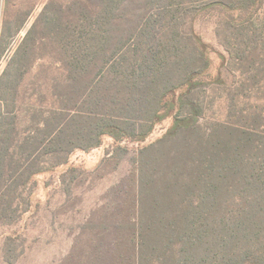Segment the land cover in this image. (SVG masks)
Listing matches in <instances>:
<instances>
[{"label":"rangeland","instance_id":"obj_1","mask_svg":"<svg viewBox=\"0 0 264 264\" xmlns=\"http://www.w3.org/2000/svg\"><path fill=\"white\" fill-rule=\"evenodd\" d=\"M211 1L155 0L150 13L151 24L132 37L128 32L145 16L147 0L129 1L121 18L111 28L112 39L106 50L100 51L104 44L102 37H106L103 20L91 12L92 25L89 26V16L79 23V18L84 17L83 10H94L91 5L84 8L85 0H0V38L5 34L0 79L24 42H27L24 49L30 52L28 59L32 60V68L19 83L17 111L19 142L28 143L30 138L35 145L32 148L22 145L19 154L28 155L32 149L35 164L44 163L50 167L35 178L37 184L33 187L23 188L17 180L4 188L0 201V264H131L134 252L131 244L128 246L125 241L133 237L130 222L140 219L136 204L140 190L145 186L143 193L147 191L148 194L150 188L140 185V167L152 162L156 155L154 151L152 157L144 155L142 150L163 139L173 121L169 118L157 124L144 142H116L105 136L97 148L77 149L91 141L94 122L87 114L97 109L92 99L111 96L114 83L115 89H119L114 82L116 79L108 74L109 69L104 73L100 70L103 62L117 53L123 41L131 46L130 60L134 59L138 70V74L131 77L132 82L140 84L133 89L134 100L140 96L148 101L153 96L151 87L146 88L147 81L155 79L158 85L169 82L177 85L175 79L168 80L170 74L166 71L181 61L178 56L181 50L193 53L189 31L192 8H200ZM146 7L148 10L149 6ZM217 13L203 11L192 22L208 44L232 58V75L224 72L227 85L202 87L189 96L204 107L200 123L208 131L220 122L254 123L253 119L247 120L250 116L243 119L242 115L261 112L264 108V68L261 73L248 72L264 58V50L258 47L247 58L246 42L241 35L233 36L232 29L225 28L224 24L218 26ZM80 29L94 33L89 38L86 34L78 36L80 40L73 45L75 40L70 42L71 35L74 30L78 35ZM88 48L95 53L87 56L91 61L84 58ZM71 56L76 61H71ZM212 59L211 72L216 76L220 60L216 54H212ZM117 60L115 57L113 63ZM77 61L81 63L74 68L72 62L76 66ZM83 62L87 66L85 71ZM189 68L190 62L179 70L185 76ZM72 70L77 76H71ZM140 71L143 72L141 77ZM93 80L97 87L91 89ZM7 89L6 83L0 86V98L6 99L3 107L9 112L14 96ZM91 95L94 98L90 99ZM116 97L121 98L119 91ZM184 111L186 114L187 109ZM125 116L121 120L138 131L143 123L142 114L135 112ZM74 122L80 123L79 127ZM55 126L61 127L63 134H54L57 140L53 138L56 141L44 147L42 140L52 134ZM73 147L76 148L69 152ZM165 157L163 161L161 156L157 179L165 174V162H168ZM21 173L22 170L18 171L15 178ZM20 201L25 211L22 216L19 214ZM7 215L10 220L6 219Z\"/></svg>","mask_w":264,"mask_h":264},{"label":"trees","instance_id":"obj_2","mask_svg":"<svg viewBox=\"0 0 264 264\" xmlns=\"http://www.w3.org/2000/svg\"><path fill=\"white\" fill-rule=\"evenodd\" d=\"M129 1L134 0H85L84 8L88 9L91 5L94 10H83L84 17L79 18V23L89 16V26L92 25L91 12L100 16L104 25L103 34H106V37H102L104 44L100 51L106 50V45L112 39L111 28L121 18V12ZM154 2L150 0L149 3L147 0L144 5L145 16L138 21L133 31L128 32L129 37L151 24L153 17L150 13ZM146 6H149L148 10ZM206 10L218 12V26L224 24L225 28L232 29L233 36L241 35L246 42L247 58L258 47L264 50V0H212L205 6L192 8L191 21L195 22L196 17ZM157 22L158 19L153 24ZM192 22L189 31L194 45L193 53L179 50L181 61H176L178 63L175 66L172 64L173 68L166 71L167 75L170 74L168 80L175 79L177 85H172V82L158 85L155 79L147 81L146 88L151 87L153 90V96L148 101L142 100L140 96L137 100L133 98V89L140 84L132 82L131 77L136 76L138 70L134 59L130 60L131 46L122 41L117 53L107 58L100 70L104 73L109 69L108 74L116 79L114 82L119 85V89H115L114 83L115 90L112 88L111 96L92 99L99 111L94 109L87 114L93 117L91 120L94 122L91 124V141L89 145L77 149L89 151L97 148L105 136L116 142H144L157 124L171 118L173 124L165 137L142 150L144 155L152 157V151L156 155L152 157V162L140 167V185L150 188L148 194L146 191L148 197L143 193L145 186L140 190L136 202L140 219L136 223L130 222V235L133 237L125 241L128 246L131 244L134 252L131 264H264V108L261 112L242 115L243 119L250 116L247 120L253 119L254 123L220 122L214 124L210 131L201 126L204 107L189 96L202 87L227 85L224 72L232 75V58L208 44ZM93 33H85L80 29L77 35L74 30L70 42L75 40V45L84 34L89 38ZM4 40L5 34L2 33L0 58ZM26 43L15 52L0 79V86L6 83L7 90L14 96L11 103L13 107L9 112L3 107L6 99L0 98V201L4 188L10 183L20 180L21 187H33L37 184L35 178L50 170L44 163L35 164L32 149L28 155L19 154L22 145L28 144L31 148L35 145V141L30 138L28 143L19 142L17 93L20 80L32 68V60L28 59L30 52L24 49ZM88 51L84 58L91 61L87 56L95 53L90 49ZM212 54H216L220 60L216 76L211 72L214 63ZM115 57L118 60L113 63ZM23 60L25 64L22 65ZM71 61L76 60L71 56ZM77 62L76 66L72 62L74 68H78L81 63ZM189 62L191 68L185 77L179 67L183 68ZM259 62L253 65L254 70L248 72L261 73L264 58L259 59ZM86 68L83 62L82 69L85 71ZM71 72V76H77L75 70ZM142 73L140 71V77ZM91 82V89L97 87L96 81ZM118 91L120 99L116 97ZM91 98L94 97L91 95ZM135 112L143 116L138 131L121 120L127 117L125 115ZM74 123L79 127L80 123ZM51 132L42 140L41 145L44 147L57 140L54 134H63L58 126ZM53 138L56 140L53 141ZM165 155L168 159L165 162L166 171L157 179L156 170L160 169L161 156L164 161ZM20 170L22 173L19 178H15ZM21 206L20 201L19 214L22 216L25 211ZM7 218L10 220L9 215Z\"/></svg>","mask_w":264,"mask_h":264}]
</instances>
